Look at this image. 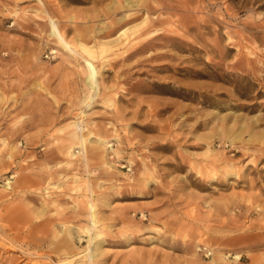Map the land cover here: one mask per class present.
I'll return each instance as SVG.
<instances>
[{
    "label": "rangeland",
    "instance_id": "rangeland-1",
    "mask_svg": "<svg viewBox=\"0 0 264 264\" xmlns=\"http://www.w3.org/2000/svg\"><path fill=\"white\" fill-rule=\"evenodd\" d=\"M19 257L264 264V0H0V264Z\"/></svg>",
    "mask_w": 264,
    "mask_h": 264
},
{
    "label": "bare ground",
    "instance_id": "bare-ground-1",
    "mask_svg": "<svg viewBox=\"0 0 264 264\" xmlns=\"http://www.w3.org/2000/svg\"><path fill=\"white\" fill-rule=\"evenodd\" d=\"M87 47V46H86ZM80 141L82 142L83 141V138L82 137H80ZM73 153V152H72ZM8 181V180H7ZM9 182V181H8ZM41 202V201H40ZM40 211V210H39ZM12 214H13V216H11V218H13L14 217V212H12ZM16 215V214H15ZM48 221H45L44 223L42 222H40V223H38V222H35V223H33L28 229H29V232H31L32 230H35V229H43V230H47V225H48ZM14 224V223H13ZM9 227V229H13V230H17L16 232H15V236H14V241L15 242H12V241H10V243L9 244H11V245H13V246H16V245H14L17 241L19 242V241H21V242H24V241H26V234L25 235H23V233H21L17 228H15L14 226H8ZM17 239H19V240H17ZM30 241H32L33 242V244H37V242L36 241H34V240H31L30 239ZM9 242V241H8ZM17 242V243H18ZM26 250V249H25ZM22 251V250H21ZM24 251V250H23ZM42 253V252H41ZM29 254V253H28ZM23 255L24 256H26L27 254H26V252L24 251V253H23ZM22 255V256H23ZM67 259V258H66ZM24 260V257H19V258H12V260H11V262L9 263V264H20L22 261ZM29 263V262H28Z\"/></svg>",
    "mask_w": 264,
    "mask_h": 264
}]
</instances>
